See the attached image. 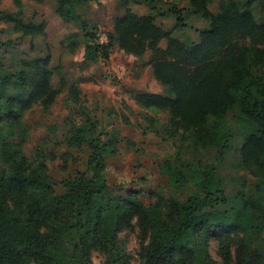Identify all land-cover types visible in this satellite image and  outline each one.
I'll list each match as a JSON object with an SVG mask.
<instances>
[{
    "label": "trees",
    "instance_id": "1",
    "mask_svg": "<svg viewBox=\"0 0 264 264\" xmlns=\"http://www.w3.org/2000/svg\"><path fill=\"white\" fill-rule=\"evenodd\" d=\"M42 2L43 0H31ZM153 1V0H143ZM256 0H189L191 9L209 20L197 41L185 43L156 25L150 16L126 13L116 17L108 41H93L96 31L79 9L100 0H55L56 14L75 22L83 36V61L108 58L114 41L126 53L153 52L148 64L161 93H136L132 99L147 112L163 111L168 123L160 131L147 116L149 130L161 141L182 138L193 148L213 152V163H194L178 151L161 169L183 197L141 189L114 194L105 176L109 144L91 122L73 126L57 141L69 148L85 145L86 166L61 180L48 170L55 156L23 154L8 131L20 128L21 116L40 103L49 107L58 92L51 85L49 57L7 70L0 63V264H131L119 238L137 228V264H264V21L251 6ZM264 14V0H257ZM17 9L22 0H12ZM177 26H185L181 10L172 5ZM0 21L14 23L24 36L44 32V23H23L12 13ZM166 39L165 48L158 47ZM5 45V43L0 42ZM237 127L242 138L243 166L255 177L248 188L228 193L217 166L231 150ZM66 152L61 153L66 167ZM217 242L219 260L209 253Z\"/></svg>",
    "mask_w": 264,
    "mask_h": 264
},
{
    "label": "rangeland",
    "instance_id": "2",
    "mask_svg": "<svg viewBox=\"0 0 264 264\" xmlns=\"http://www.w3.org/2000/svg\"><path fill=\"white\" fill-rule=\"evenodd\" d=\"M256 0L251 10L258 21H264ZM182 13L185 26L176 25L172 5ZM219 0H211L208 10L217 13ZM189 0H100L82 6L79 11L96 28L92 40L100 43L108 41L113 33L116 17L130 12L137 16H150L153 22L170 31L172 37L185 43L197 41L200 33L209 28V20L195 13ZM55 0L35 2L23 0V7L17 9L12 0H0V12L12 13L15 20L23 23H44V32L37 36H24L14 30V23L0 21V63L9 71L20 69L22 63L49 57L51 85L58 92L53 103L44 108L40 103L24 112L20 128L5 132L9 141L19 143L20 150L27 156L36 153L52 154L55 158L47 161L49 173L61 180L73 175L86 166L87 147L69 148L64 139L73 126L87 123L96 124V132L101 133L104 143L114 150L106 154L104 176L114 194H124L128 189H141V198L149 202L151 190H161L166 195L183 197L188 188L174 190L161 164L180 151L184 159L194 163H213V152L193 148L189 140L175 138L161 141L149 130L146 117H152L155 128L164 129L168 114L150 111L137 105L132 99L136 93H161L163 87L155 80L148 64L153 52L147 50L140 56L126 53L117 41L112 43L106 60L95 63L83 61V36L75 22L63 21L55 12ZM186 11V13H185ZM158 13L156 18L153 16ZM166 39H161L158 47L165 48ZM232 125L234 138L231 150L217 166V175L223 181L228 193L248 188L255 183V177L246 169L241 160L242 138L240 131ZM66 152V167L61 153ZM51 154V155H50ZM264 236V234H263ZM131 264L139 261V238L137 228L127 229L119 234ZM209 253L219 260L217 242L209 243ZM93 264H101L98 258Z\"/></svg>",
    "mask_w": 264,
    "mask_h": 264
},
{
    "label": "crops",
    "instance_id": "3",
    "mask_svg": "<svg viewBox=\"0 0 264 264\" xmlns=\"http://www.w3.org/2000/svg\"><path fill=\"white\" fill-rule=\"evenodd\" d=\"M156 2H158L159 0H155ZM22 3H23V0H22ZM184 8H186V7H184ZM189 8L190 7H187L186 8V11H189ZM186 11H185V13H186ZM155 18H156V16H158V13H155V15H153Z\"/></svg>",
    "mask_w": 264,
    "mask_h": 264
}]
</instances>
